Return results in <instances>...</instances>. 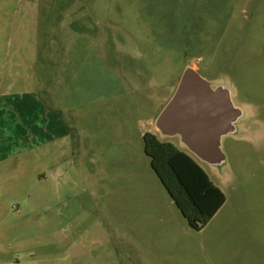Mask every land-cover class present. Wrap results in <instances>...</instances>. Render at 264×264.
I'll list each match as a JSON object with an SVG mask.
<instances>
[{
  "label": "rangeland",
  "instance_id": "1",
  "mask_svg": "<svg viewBox=\"0 0 264 264\" xmlns=\"http://www.w3.org/2000/svg\"><path fill=\"white\" fill-rule=\"evenodd\" d=\"M189 67L242 112L221 165L156 126ZM146 133L226 195L204 229L152 169ZM4 156L0 264H264V0H0Z\"/></svg>",
  "mask_w": 264,
  "mask_h": 264
},
{
  "label": "water",
  "instance_id": "2",
  "mask_svg": "<svg viewBox=\"0 0 264 264\" xmlns=\"http://www.w3.org/2000/svg\"><path fill=\"white\" fill-rule=\"evenodd\" d=\"M241 115L228 89L213 88L198 69L189 67L156 126L162 136H179L192 154L214 166L225 161L222 138L236 131Z\"/></svg>",
  "mask_w": 264,
  "mask_h": 264
},
{
  "label": "trees",
  "instance_id": "3",
  "mask_svg": "<svg viewBox=\"0 0 264 264\" xmlns=\"http://www.w3.org/2000/svg\"><path fill=\"white\" fill-rule=\"evenodd\" d=\"M144 144L152 169L190 227L204 229L226 203L224 192L191 153L152 133L144 135Z\"/></svg>",
  "mask_w": 264,
  "mask_h": 264
},
{
  "label": "crops",
  "instance_id": "4",
  "mask_svg": "<svg viewBox=\"0 0 264 264\" xmlns=\"http://www.w3.org/2000/svg\"><path fill=\"white\" fill-rule=\"evenodd\" d=\"M46 111H45V114L47 113V117L50 119V117L51 116H53L52 114H51V109L50 110H48V109H45ZM50 116V117H49ZM55 120V119H54ZM51 122H52V124H53V120L51 121V120H49V122H48V124H49V126L50 125H52L51 124ZM53 126V125H52ZM44 132H46V131H44ZM47 133V136L46 135H44L43 137H44V141H42V142H40V145L39 146H41L42 144H50V143H52V142H54L56 139H57V136L55 135V133H53V130L51 131H48V132H46ZM7 159V156L5 157H0V161H3V160H6Z\"/></svg>",
  "mask_w": 264,
  "mask_h": 264
}]
</instances>
